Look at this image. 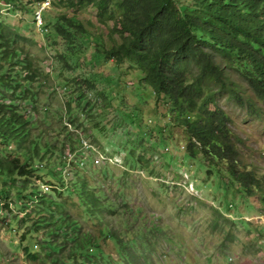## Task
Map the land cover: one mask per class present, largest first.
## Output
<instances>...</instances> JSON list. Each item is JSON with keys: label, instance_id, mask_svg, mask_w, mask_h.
I'll list each match as a JSON object with an SVG mask.
<instances>
[{"label": "trees", "instance_id": "obj_1", "mask_svg": "<svg viewBox=\"0 0 264 264\" xmlns=\"http://www.w3.org/2000/svg\"><path fill=\"white\" fill-rule=\"evenodd\" d=\"M2 1L11 12L30 13L34 20L37 3L43 0ZM52 4L71 10L52 21L45 17V34L52 39L48 45L56 48V80L69 97L62 111L40 98L47 83L34 59L18 45L19 27L0 20V208L12 212L14 205L22 212L16 220L26 228L20 241L26 259L34 264L170 260L176 240L169 226L132 206L121 190L112 194L113 187L93 181L96 164L88 166L90 154L81 148L79 130H86L88 108L93 106L82 104L86 92L97 89V83L107 89L117 70L125 85L139 81L150 87L153 111L163 107V117L169 114L183 127L188 154L201 156L209 174L218 173L243 197H258L264 216V177L246 161L244 137L218 100L225 94L252 115L264 114L257 105H264V0ZM89 6L96 9L98 24L80 15ZM110 21L106 38L96 29ZM102 64L109 68L107 74L94 71ZM130 74L138 79L128 83ZM106 89L97 92L104 106L115 100ZM125 95L121 105L130 101ZM128 154L135 157L132 150ZM136 162L141 165L142 156ZM102 172L109 174L108 168ZM70 205L78 207L79 217Z\"/></svg>", "mask_w": 264, "mask_h": 264}, {"label": "rangeland", "instance_id": "obj_2", "mask_svg": "<svg viewBox=\"0 0 264 264\" xmlns=\"http://www.w3.org/2000/svg\"><path fill=\"white\" fill-rule=\"evenodd\" d=\"M65 12L71 13V10L51 4L45 16L52 21ZM96 14L91 6L80 11V15L94 23H97ZM0 20L11 28L19 27L22 38L18 45L40 67L47 83L40 98L53 110H64L69 97L56 80V48L48 45L52 39L38 28L30 13H13L2 0ZM112 26L113 21H110L96 30L108 38ZM90 67L86 66L87 71ZM94 71L107 74L109 68L102 64L95 66ZM113 74V83L107 89L97 83V89L86 92L82 104L90 102L93 106L88 108L86 130L79 131L100 151L109 155L121 153L123 163L97 165V171L90 178L100 180L107 188L113 187L112 194L121 190L132 206L142 208L148 217L153 215L163 226H169L176 244L166 264H264L262 201L258 197H243L218 173L209 174L210 167L201 156L188 154V137L183 127L172 122L169 114L165 119L163 107L159 112L153 111L154 96L150 87L139 81L129 87L130 84L120 81V70ZM126 78L128 83L138 79L135 74ZM130 88L138 98L132 97ZM103 89L115 99L107 106H104L101 93H97ZM125 93L130 101L121 105ZM218 100L233 119V128L244 137L241 150L246 161L264 177V114L261 117L252 115L225 94L219 95ZM139 104V111L135 110V105ZM257 105L264 110L262 103L257 102ZM124 106L130 111L124 110ZM40 112L42 116L44 112ZM57 123L58 120H54L53 124ZM129 150L135 157L129 156ZM141 156L143 163L139 165L136 160ZM88 166L92 167L90 161ZM106 168L109 170L107 177L102 172ZM11 207L12 212L0 208V264H34L26 259L20 248L26 228L18 226L16 215L21 217L22 212L14 205ZM70 211L80 216L78 207L70 205Z\"/></svg>", "mask_w": 264, "mask_h": 264}, {"label": "clouds", "instance_id": "obj_3", "mask_svg": "<svg viewBox=\"0 0 264 264\" xmlns=\"http://www.w3.org/2000/svg\"><path fill=\"white\" fill-rule=\"evenodd\" d=\"M51 4H52V0H43L41 2H38L37 3V8H36L35 13H34V20L33 21L38 26V28L41 29V31L43 33H45V32L47 33L49 31L47 28H45V17H46L45 16V12L47 11V9L49 8V6ZM39 14H40V17H39ZM232 101H234V100H232ZM244 107L249 111V109L246 106H244ZM232 121H233V119H232ZM69 126H71V125H69ZM85 142H87L90 145V147H86L85 146ZM81 148L83 149L84 152H86V154H84V155L90 154L88 159H89V161L92 164H96V166L100 165V164L101 165L102 164L109 165V166H111V165H121L123 163V159L121 157V153L120 154L119 153L118 154L115 153V154L109 155L105 151L102 152L93 143H91L89 140L85 139L84 137H82V139H81ZM129 156H131V155H129Z\"/></svg>", "mask_w": 264, "mask_h": 264}, {"label": "bare ground", "instance_id": "obj_4", "mask_svg": "<svg viewBox=\"0 0 264 264\" xmlns=\"http://www.w3.org/2000/svg\"><path fill=\"white\" fill-rule=\"evenodd\" d=\"M40 17V16H39ZM85 146L86 147H90V145L87 143V142H85Z\"/></svg>", "mask_w": 264, "mask_h": 264}, {"label": "built area", "instance_id": "obj_5", "mask_svg": "<svg viewBox=\"0 0 264 264\" xmlns=\"http://www.w3.org/2000/svg\"><path fill=\"white\" fill-rule=\"evenodd\" d=\"M39 16H40V14H39ZM45 188H47V187H45Z\"/></svg>", "mask_w": 264, "mask_h": 264}]
</instances>
